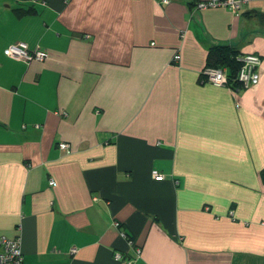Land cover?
Segmentation results:
<instances>
[{"label": "crops", "instance_id": "0c3cea01", "mask_svg": "<svg viewBox=\"0 0 264 264\" xmlns=\"http://www.w3.org/2000/svg\"><path fill=\"white\" fill-rule=\"evenodd\" d=\"M196 1L0 0V235L22 264H264V0ZM218 44L259 56L258 82L205 81Z\"/></svg>", "mask_w": 264, "mask_h": 264}, {"label": "built area", "instance_id": "2783aa9c", "mask_svg": "<svg viewBox=\"0 0 264 264\" xmlns=\"http://www.w3.org/2000/svg\"><path fill=\"white\" fill-rule=\"evenodd\" d=\"M162 2H168V0H162ZM249 0H197L194 3L195 8H205L213 6H227L231 12L235 15H239L240 12L248 4ZM4 54L12 58L20 59L23 61H30L32 59L42 60L46 53L39 49H29L25 42H18L16 44H10L3 50ZM179 54L176 53L173 56L174 60L179 59ZM238 60L240 62L236 80L242 87H248L256 84L259 79L258 67L260 64L259 56L255 54L239 55ZM204 80L216 85H227V72L226 67H205L201 72ZM58 147L62 150H68L69 144L67 142H58ZM155 180H161L163 176L161 174H153ZM50 185L54 184V181L49 182ZM122 236L127 237L125 232L121 233ZM128 242L132 245L134 250V256H138L140 248L135 246L133 240L128 238ZM71 252L75 251V248H71ZM113 257L117 260H121L123 264H136L134 257H124L120 252H115ZM0 264H22V249L20 245L19 237L8 238L4 235H0Z\"/></svg>", "mask_w": 264, "mask_h": 264}, {"label": "trees", "instance_id": "16d2710c", "mask_svg": "<svg viewBox=\"0 0 264 264\" xmlns=\"http://www.w3.org/2000/svg\"><path fill=\"white\" fill-rule=\"evenodd\" d=\"M21 14L32 12V9H21ZM237 51L229 45H212L207 51L206 67H226L228 68L227 79L231 87L240 85L236 80V74L240 65ZM261 181L264 183V167L260 170Z\"/></svg>", "mask_w": 264, "mask_h": 264}]
</instances>
